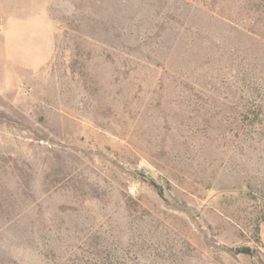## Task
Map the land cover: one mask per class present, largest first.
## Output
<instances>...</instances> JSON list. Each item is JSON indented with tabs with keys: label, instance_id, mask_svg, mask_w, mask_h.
I'll return each mask as SVG.
<instances>
[{
	"label": "rangeland",
	"instance_id": "rangeland-1",
	"mask_svg": "<svg viewBox=\"0 0 264 264\" xmlns=\"http://www.w3.org/2000/svg\"><path fill=\"white\" fill-rule=\"evenodd\" d=\"M100 1L0 0V264H264V2Z\"/></svg>",
	"mask_w": 264,
	"mask_h": 264
},
{
	"label": "trees",
	"instance_id": "trees-1",
	"mask_svg": "<svg viewBox=\"0 0 264 264\" xmlns=\"http://www.w3.org/2000/svg\"><path fill=\"white\" fill-rule=\"evenodd\" d=\"M100 2H103V0H101ZM107 2H108V4H107V8H106V10L105 11H107V12H109V13H113V12H115L116 13V11H115V9H114V3L112 2H110V0H107ZM259 2L260 3H263L264 2V0H259ZM122 3V2H121ZM130 6V5H129ZM122 7V5L120 6V8ZM109 19H111L110 17H108ZM1 118V117H0ZM258 231H259V228H257V232L256 233H258ZM239 253H242V254H247V255H252V251H251V249H249V248H246V249H242V250H240V251H238ZM94 264H105V263H100V262H96V263H94Z\"/></svg>",
	"mask_w": 264,
	"mask_h": 264
},
{
	"label": "crops",
	"instance_id": "crops-1",
	"mask_svg": "<svg viewBox=\"0 0 264 264\" xmlns=\"http://www.w3.org/2000/svg\"><path fill=\"white\" fill-rule=\"evenodd\" d=\"M262 240H263V243H264V228L262 229Z\"/></svg>",
	"mask_w": 264,
	"mask_h": 264
}]
</instances>
